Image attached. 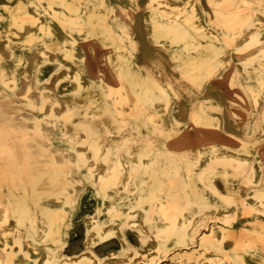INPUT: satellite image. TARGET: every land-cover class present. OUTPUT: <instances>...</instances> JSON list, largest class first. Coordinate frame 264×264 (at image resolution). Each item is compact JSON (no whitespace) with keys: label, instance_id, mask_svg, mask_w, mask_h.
<instances>
[{"label":"rangeland","instance_id":"1","mask_svg":"<svg viewBox=\"0 0 264 264\" xmlns=\"http://www.w3.org/2000/svg\"><path fill=\"white\" fill-rule=\"evenodd\" d=\"M41 1L42 3L36 6L35 10L42 12L45 16L43 24L33 27L35 22L32 20L20 21V26L17 29L22 34L10 38L12 41H18L16 44L18 51L13 55L15 59L9 57L6 62L10 67V76L16 77L15 80L20 82V71L29 64L28 54H34L43 48L48 51H56L54 54L47 52L44 54V58L37 61V66L42 67L41 80L35 79L36 71L39 70V68L36 69V66L31 70L32 82L39 86L42 80L51 79L54 73L65 71L68 81L64 85L65 101L62 110L66 112L65 114H69L70 133L66 136L60 127H56L53 131L49 130L42 135L36 124H30V119L24 116L15 119L9 108L16 102L29 104L27 96L30 95L31 87L27 90L24 88L26 90L24 92L21 84L14 85L8 79L4 81L0 75V201H5V186H9L16 192L21 188V183H19L21 178H24L26 186L34 185L35 192H41L47 197L61 198L66 191L65 186L70 183L66 172L71 171L73 164L70 159L64 157V151L69 149L72 144L78 148L76 143L84 142V137L80 134L82 120L101 118L103 119L102 129L93 126L90 128L91 132L88 136L109 140L108 149L100 152L101 157L108 162L107 168L103 172L104 180L96 183L92 182V178H90L91 182L81 186L76 206L71 204L67 197H63V202L60 205H51L41 202L39 197L35 196L34 201L38 205L44 234L39 236L36 232V223L29 221L27 228L34 241L39 243L47 241L46 247L52 255L64 256L69 259L65 264H78L71 259L73 253L70 252L69 244L71 239L76 236L77 227L82 222L86 226V233H89L87 220L89 214L84 213L86 204L96 205V211L92 214L99 216L96 235H99L101 226H110L112 222L120 221L121 229L124 231L134 229L147 236L148 241L151 233H158L159 223L166 222L170 212V203L175 201L181 207L177 212L180 213L178 217L183 218L182 221L187 228L178 227L176 231H178V235L179 233L182 236L187 234L186 236L192 240L191 247L197 246L203 236H210L209 246L210 248L213 246L210 230L215 217H212L209 211L217 209L221 210L219 222L232 228L230 234L232 237L238 240L245 234L244 237H250L258 243L257 246L250 249L242 248L237 251L233 249L231 242L227 239L221 243L223 247L220 245L219 250L224 252L226 248L231 249L235 256L239 253L242 264H264V225L260 223L261 221H254L259 216L264 218V212L252 207L258 206L261 201L260 194L264 191V171L261 174L253 171L257 165L264 164L262 147L256 150L252 158L246 159L243 168L239 170L234 169V165L228 163L213 165V158L210 159L208 165L203 166L199 160L203 154L196 145L204 138L200 133L199 125L192 117L193 112L202 108L206 109L210 115L214 111H221L226 118L222 128L223 132L235 134L241 138L239 141L242 142H256L261 136L258 128H260V122L264 117V97H258L257 107L254 109L252 96L248 93L247 88L240 83L245 75L250 82L264 83V39L258 38L251 41L248 46H244L237 54L231 55L227 59L225 56L229 44L235 49L237 47V44L232 42L236 33L234 29L244 28L247 25L246 20H249L250 24L254 23L255 20L252 19L255 13L264 14V6L259 2L240 5L236 0H233L230 5H212L208 0H203L208 25L222 35V42L217 43L210 32L197 31L193 26L185 23L184 26L187 28L185 35L182 38L178 37L180 43L171 47L164 44L167 39L164 38V29L167 25L164 11L159 6L155 7L153 3L149 6H140L138 0ZM0 3L3 15L0 26L4 27L10 23L8 19L10 11L5 7V4L22 5L23 2L22 0H0ZM149 8L152 9L154 20L159 21L154 25L158 41L151 40L148 35L150 27L145 20V14ZM187 9L190 10L189 6ZM24 14V12L17 13L18 16ZM67 14L71 15L72 20L68 18ZM232 16H235L236 19L228 20V17ZM56 17L66 22L61 29L63 35L56 34L57 31L53 25ZM28 24L32 27L27 28ZM233 24L235 25L232 26ZM82 32H86L85 37L81 36ZM104 33H106L105 36ZM227 35L231 37L230 41L226 40L228 39L225 38ZM89 39L91 40L87 41ZM84 40L86 43H79ZM146 41L150 44H146ZM144 42L149 50L153 49L155 55L154 60L146 62V65H143L140 60L141 46ZM79 47L82 49L81 52L71 51ZM172 48L175 49L173 52ZM115 51L123 65H132L139 71H147L155 75L156 78L160 76L158 79L163 83L166 96L172 104L168 110L169 122L163 120L157 113H155L157 120L149 118L148 115V112L152 110L158 111L162 100L145 103L144 107L147 113L144 114L142 122L133 120L132 123L126 125L118 122L114 107L116 94L112 91L111 86L117 77L110 61V56ZM50 56H53V59H50ZM221 68V74L213 78V75ZM70 69H74L79 74L84 73L89 76L92 74L94 78L91 84L78 85L75 88L70 79ZM195 79H207L206 90H201ZM214 84L219 89L224 88L223 91L212 92L210 87ZM239 93L244 97H240ZM227 94H230L236 102H230L226 98ZM14 108L18 110L17 106ZM231 113L237 115L234 116ZM184 123L186 126L183 128ZM172 129H175L178 137L186 143V148L171 150L168 147ZM37 136H42L47 143L54 144L57 149L49 150L46 155H43L42 152L21 148L20 144H25V140L33 141L32 139ZM130 143H137L141 146L135 155L137 154L136 156L140 158L147 157L148 162L123 169V171L131 173V181L124 187L126 196L117 202L118 208L104 209L112 191H120L119 185L109 179L115 172L118 159L132 153L129 149ZM58 157L62 158L64 163H55ZM54 167L57 169L56 172L53 171ZM79 168L81 179L91 175L87 163H82ZM223 174L231 176L227 184L221 180ZM249 176L256 179H250ZM44 177L49 178L52 185L42 191L43 189L38 186ZM232 187L239 192V196L236 193H229ZM141 208L146 210L149 208L150 233L130 224L126 217ZM247 211L249 212L247 213ZM64 214L66 217L63 216ZM1 219L2 215L0 214V222ZM3 229L4 227L0 224L1 234ZM160 235L159 241L162 250L161 256L156 259H151L149 255L142 252L145 246L137 247L131 243L124 245L119 235L111 228L107 232V239L115 238L121 242L120 250L117 248L111 250L122 258H129L130 264H164L171 260L172 253L178 247L175 246L165 252L164 249L171 245L168 240H172L173 235L168 231ZM65 236L69 238V241L62 250L60 246L51 244V241L60 242ZM107 239L104 238V240ZM104 240L96 241L92 247L93 252L101 259L111 251L102 254L96 250L95 246ZM218 258L219 256L212 263L203 264L225 263V260ZM5 259L6 252L0 246V264H4ZM135 259L137 260L134 262ZM88 263L89 258L87 257L82 264ZM120 264H125V262Z\"/></svg>","mask_w":264,"mask_h":264},{"label":"bare ground","instance_id":"2","mask_svg":"<svg viewBox=\"0 0 264 264\" xmlns=\"http://www.w3.org/2000/svg\"><path fill=\"white\" fill-rule=\"evenodd\" d=\"M232 1L233 0H208V2L212 5H230ZM236 1L240 5H251L253 3L259 2L262 6H264V0ZM22 2V5L24 6L12 3L5 4V7L10 11V16L8 17L10 23L4 27L0 26L1 79L4 81H6L5 79H8L12 83H14V85L19 83L23 87V90H25L24 88H26L27 90L31 87L29 91L30 95L27 96V101L29 102V104L25 105L16 102L9 108L10 112L13 116H15V119H18L21 116L30 119V124H36L37 128L40 129L39 131L42 133V135L49 130L53 131L56 127H60L62 133L67 136L70 133L69 128L71 127V125L69 121V114H65L66 112L62 110L65 101V96L63 95V91L65 90L64 85L68 81L67 77L65 76V71L61 73H54L51 79L47 81L42 80L39 86L35 85L32 82L33 75L31 74V70L37 66V61L41 58H44L43 56L47 52H51V54H54V52L56 51H48V49L43 48L34 54H28L27 60L29 64L26 68L20 71V82H17L15 80L16 77L13 78L10 76V67L7 65L8 62L6 61L9 57L15 59V56L13 55L16 54V52L18 51V48L16 47L18 41H12L10 40V38L22 34V32H18L17 29L20 26V21L32 20L33 22H35L33 27H37L42 25L43 20L45 19V16L42 14V12H37L35 10L36 6L42 3L41 0H22ZM106 3L108 4V1H106ZM138 3L140 6H149L151 3H153L155 7L159 6L162 8L167 22V25L164 29V38L167 39L166 41H164V44L168 46L173 47L175 44L180 43L178 37L182 38L185 35L187 29L186 26H184L185 23H188L189 25L193 26L197 31L210 32L217 43L222 42V35L208 25V22L205 17L206 14L204 11L205 3L203 0H183L179 2L176 0H138ZM187 6H189L190 10L187 9ZM18 12H24L25 14L22 16H18ZM67 16L70 20H72L71 15L67 14ZM1 19H3V15L1 14L0 10V20ZM234 19H236L235 16L228 17V20ZM145 20L150 27L148 30L149 38L153 41H158L159 38L157 37V32L154 29V25L156 24V22L159 23V21L154 20V15L150 8L145 14ZM252 20H255V22L250 24V21L246 20L247 22L245 23L247 25L245 24L246 26L244 27V24H242L244 28L239 30L234 29L236 33L234 34L232 42L236 43L237 47L235 49V47L229 44L225 59L229 58L231 55L237 54L241 49H243L244 46H248L251 41L256 40L258 38L264 39V14L256 12ZM64 24H66V22L56 17L53 25L56 28L57 35H63L61 29H63ZM234 25L235 24H233L232 26ZM26 27L30 28L32 27V25L28 24ZM107 33L113 34L110 32ZM85 35L86 32L81 33V36L85 37ZM105 35L106 33H104V36ZM225 38H228L226 40H229L231 37L227 35ZM90 40L91 39L87 41ZM83 42H85V40L80 41L79 43L82 44ZM141 47V57L145 58L148 54H150L149 49L145 45V42L142 43ZM174 50L173 48L171 49L172 52ZM71 51L81 52L82 49L81 47H79L76 49H72ZM49 58L53 59V56H50ZM110 61L111 66L115 69L117 75L116 80L111 83L113 90L111 88L110 89L116 94V98H114V107L116 110V119L119 120L118 122L124 123L125 125L132 123L133 120L142 122L144 114L147 113L146 108L144 107L145 103L159 102L161 100L163 102L159 104L158 111L152 110L148 112L149 118L157 120L158 118H156L155 114L157 113L159 116H161L163 120L169 122L168 110L172 104L170 99L166 96V91L165 87L163 86V83L158 79L160 76L156 78L155 75H152L147 71H139L132 65H123L122 61L117 58L116 51L110 56ZM141 63L143 65H146V62L144 61H142ZM38 68L39 70L36 71L35 79L41 80L40 72L42 67L38 65L36 69ZM221 72L222 68L219 70V72L213 75V78L221 74ZM93 78L94 77L92 76V74H90V76L84 73L79 74L74 69H70V79L73 81L75 88H77L78 85L91 84ZM196 81L201 87V90H206L208 83L207 79ZM241 81L242 82L240 84L247 88V90L249 91L248 93L252 96L253 107L254 109H256L257 102L259 100L258 97H264V83L258 84L250 82L246 79V75L242 78ZM223 89H219L215 84L211 85L210 87V90H212V92H221L223 91ZM26 90L24 92H26ZM98 95L100 96V93H98ZM239 95L240 97H244L240 93ZM226 98L230 100V102H236V100L230 94H227ZM119 104L121 105L119 106ZM15 106H17L18 110L14 108ZM214 107L217 108V106ZM232 113L231 115H234ZM192 117L193 120L199 125L200 133L203 134L204 138L203 141H200L199 144L196 145L202 151L203 156H201L199 160L203 166L208 165L211 161L210 159L213 158V165H215L216 163H228L234 165V169L236 170L242 169L246 159L252 158L259 147H262V156L264 157V117L260 122V128H258L260 129L261 136L256 142H242L239 141L241 138L236 136L235 134L223 132L222 128L225 125L226 118H224V113H222L221 111H214L210 115L206 111V109L202 108L193 112ZM102 120L103 119L101 118L93 120H82L80 124V134L84 137V142H75L78 145V148L72 144L69 149H65L64 157L70 159L73 164L71 171L66 172V175L68 176L67 179L70 183L65 186L66 191H64L63 196L61 198H57L56 196L47 197L42 195L41 192H35L34 185L26 186L27 184H25L24 178L20 179L21 182L19 183H21V188H19V190L17 189V192L11 190L9 186H5L6 198L5 201H0V214L2 215L0 224L4 227L3 233H0V246H2V248L6 252V259L4 264H65L69 261V259L64 256L58 257L52 255L50 250L46 247V244H48L47 241H44L42 243L34 241V239L31 237V232L27 228V223L29 221H33L37 225V234L39 236H42L44 234L42 229L43 225L40 221L41 216L38 211V205L34 201L35 196H38L41 202L48 203L51 205H60L63 202V197H67L69 198L70 203L76 206L78 202V197L81 193V186H84L86 183L91 182L90 178H92V182L96 183H99L101 180H104L103 172L107 168L108 162L106 161V159L101 157L100 152H103L104 150L108 149L109 140L104 139L102 137L96 138L95 136H88L91 132V127L97 126L102 129ZM185 126L186 125L184 123L183 128ZM178 136L179 135L177 134L176 130L172 129L170 134V141L168 143V147L171 150H182L186 148V143L182 140V138L180 139V137ZM44 139L45 138H42V136H37L35 139H32L33 141L28 139L25 140V144L20 145L23 150L28 149L33 152H42L41 154L43 155H46L49 150L57 149L54 144L47 143ZM3 141L5 140L3 139ZM140 148L141 146L139 144L130 143L129 149L132 153L130 155H123L118 159L115 172L109 179V181L117 183L119 185L120 191H112L111 196L107 199L105 203L104 209L113 210L115 208H118L117 202L126 196V191L124 190V187L127 185V183L131 181V173L126 172V170H124V172L123 169L134 167L140 164H145V162H148L147 157L144 156V158H140L136 156L137 154L135 155V152ZM60 162L64 163L62 161V158L58 157L55 160V163ZM82 163H87L89 165L91 175L83 177L81 179V172L79 167L82 166ZM53 171H57L56 167H54ZM253 171L255 173L257 172L258 174H261L264 171V164L257 165L256 168L253 169ZM230 177L231 176L228 174H223L221 176V180H223L225 184H227ZM248 178L253 180L256 179L253 176H249ZM39 184L40 185L38 187L43 189L42 191H45L52 185L51 182H49V178L46 177L42 178ZM229 193H236L237 195L239 194V192H237L233 187L229 191ZM260 197L261 201L258 206L252 207H254L256 210L264 212V191L261 192ZM180 209L181 207L175 201H171L169 206L170 212L166 218V222L162 224L159 223V228H157L159 229L158 233H151L150 238L142 251L144 254L149 255L151 259H156L161 256L162 248L160 247L159 237H161V233L167 231L172 232L173 239L168 240L171 245L169 246V248L164 249L165 252H168L169 249L175 246L178 247V249L174 253H172L171 260L167 261L164 264L212 263L217 259L218 256V259L225 260L224 264H242L239 259V253H237V255L235 256L233 255V251L231 249L226 248V251L224 252L219 250L221 243H224L228 239L231 242L233 249L237 251L242 250V248L250 249L258 245L256 240H253L250 237H244L246 236L244 233V236H241V238L237 236L238 238H240L238 240L232 237L230 235L232 233V228L229 227V225H225L219 222V219L221 218V210L212 209L209 212H211L212 217H215L213 219L214 221L212 222L210 230V234L212 235L211 243L213 246H211V248L209 246L210 236H203L197 246L191 247L192 240H190V238L186 236L187 234H184L182 236L181 233H179L178 235V231H176L178 227L182 229H187L185 227L184 222L182 221L183 218L178 217V215L180 216V213L178 214L177 212L180 211ZM148 210L149 208L147 210L145 208H141L138 211L127 215L126 217H128V221L130 222V224L140 227L146 232L150 233L151 217L149 216L150 218H148ZM248 212L249 211H247V213ZM63 216L66 217L65 214ZM98 217V215L92 214H89V216L87 217L89 229V235L86 240L87 247H85V250H83L81 253L71 254V259L75 260L78 264H82L83 260L87 257L89 258L88 264H120L121 262H125V264H130L129 258H122L116 255L113 250H111L108 255H104L102 259L99 258V256L93 252V244L100 239H107V232L110 228L112 229V231L119 235L124 245L130 243V241L128 240L129 237H127L126 235V231L121 229L122 225L119 223L120 221L112 222L110 226H101L99 230V235H101L102 237L96 235L98 233H95V231H97L96 227H98ZM238 218L236 219L238 220ZM254 221H261L260 223L264 225V218L262 216H259ZM227 222L229 223L230 221ZM68 241L69 238L65 236L60 242L51 241V244H56V246H60V249L62 250L64 246L68 243ZM221 247L223 246L221 245ZM142 252L140 256L142 255ZM136 260L137 259H135L134 262Z\"/></svg>","mask_w":264,"mask_h":264},{"label":"crops","instance_id":"3","mask_svg":"<svg viewBox=\"0 0 264 264\" xmlns=\"http://www.w3.org/2000/svg\"><path fill=\"white\" fill-rule=\"evenodd\" d=\"M152 11V9H151ZM153 13V12H152ZM146 44H150L148 41H146ZM150 54L147 55L145 58H140L141 61L144 62H152L154 60V53L153 49L149 50ZM146 63V64H147ZM96 211V205L95 204H86V208L84 210L85 214H93ZM126 235L130 243L137 247H144L147 243V236H145L142 233H139L138 231L134 229H129L126 231ZM88 238V234L86 233V226L82 222L80 226L77 227V234L76 236L71 239L69 248L71 253H80L83 250H85V247H87L86 240ZM79 243V244H78ZM96 250L102 254H107L112 248H117V250H120L121 248V242L115 238L107 239L99 243L95 246ZM102 249V251H101ZM80 250V251H79Z\"/></svg>","mask_w":264,"mask_h":264}]
</instances>
